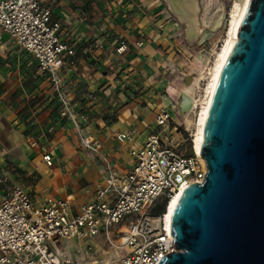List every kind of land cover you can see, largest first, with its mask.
Segmentation results:
<instances>
[{"label":"built area","instance_id":"built-area-1","mask_svg":"<svg viewBox=\"0 0 264 264\" xmlns=\"http://www.w3.org/2000/svg\"><path fill=\"white\" fill-rule=\"evenodd\" d=\"M0 30L49 80L60 115L72 123L81 145L101 160L104 171L92 199L75 206L71 196L37 203L30 190L11 180L14 169L0 167V264H103L87 259L89 246L84 252L76 249L82 258L65 251L73 239L97 238L114 252L117 264H159L176 250L164 221L167 203L182 186L202 184L207 173L200 155L178 153V144L163 135L165 130L176 132L181 125L169 128L175 105L156 111L154 126L140 145L135 144L133 131L115 134L117 142L130 144V166L120 170L117 157L105 154L101 142L83 133L85 119L76 114L63 89L60 72L76 67L79 49L64 38L52 0H0ZM142 43L139 40L136 45ZM128 47L120 40L115 53L122 55ZM27 138L30 147L39 144L37 136ZM41 159L49 168L54 164L50 151H43ZM163 201L164 211L154 213Z\"/></svg>","mask_w":264,"mask_h":264},{"label":"crops","instance_id":"crops-1","mask_svg":"<svg viewBox=\"0 0 264 264\" xmlns=\"http://www.w3.org/2000/svg\"><path fill=\"white\" fill-rule=\"evenodd\" d=\"M52 2L54 15L62 22L64 38L79 49L76 67L60 72L63 89L76 114L85 119L83 133L101 142L104 153L117 157L118 168L127 170L131 163L130 144L117 142L115 134L133 131L135 144L140 145L154 126L158 111L152 108L156 105L154 98L149 100L152 105L148 108L141 106L142 97L129 100L124 96L121 88L136 70L128 65L138 60L141 65L152 63L161 49L158 45L164 48L171 43L170 38H177L181 22L167 18L159 0ZM120 40L129 47L117 55L115 48ZM139 40L143 42L141 46L136 45ZM0 48V150L11 136L12 140L21 136L26 142V146L19 143L20 149L12 147L5 154L21 172L10 173L11 180L30 190L37 203L67 196L73 198L75 206L91 200L96 183L104 176L101 160L81 145L72 123L60 115L61 107L51 83L40 74L30 56L19 49L4 51L5 44ZM113 89L119 98L104 96ZM117 104L122 105L116 120L105 121L97 116L102 115L100 110L104 107ZM48 127H52L51 133L47 132ZM29 135L39 138L36 147H30ZM45 150L54 158L51 168L41 159ZM5 165L0 158V167Z\"/></svg>","mask_w":264,"mask_h":264},{"label":"water","instance_id":"water-1","mask_svg":"<svg viewBox=\"0 0 264 264\" xmlns=\"http://www.w3.org/2000/svg\"><path fill=\"white\" fill-rule=\"evenodd\" d=\"M201 154L204 181L183 191L159 264H264V0L220 72Z\"/></svg>","mask_w":264,"mask_h":264},{"label":"rangeland","instance_id":"rangeland-1","mask_svg":"<svg viewBox=\"0 0 264 264\" xmlns=\"http://www.w3.org/2000/svg\"><path fill=\"white\" fill-rule=\"evenodd\" d=\"M159 1H161L159 6L163 7V14H165L167 18L171 19L173 22L178 20L181 22V28L176 32L177 38H170L171 43H168L164 48H162L164 45H158V47L161 48L158 51L159 54L156 58H153V62L149 65H141L139 60L132 65L129 64L128 66L136 70L131 76V80L123 85L121 91L124 92V96L129 100L136 97L144 98L143 100L140 98L139 101L143 107L151 108L152 102H149L151 98H154L156 103L152 108L159 109L161 107L171 106V104L175 105L173 120H170L169 128L175 124L177 125L180 123L181 125H177L176 132L169 133L170 131L165 130L163 135H167L169 142L172 144H178V153L187 155L193 153L192 139L197 119V110L199 108L198 104L217 52L226 38L229 13L233 0H196L198 8L197 20L201 31L196 39L193 40L188 38L186 24L173 12L167 1ZM168 12L171 15H169ZM174 34L175 33H173V35ZM2 44H5L7 48L4 49V51L11 52L16 49L21 50L15 45L13 39H10L5 32L0 30V45ZM11 45H13L12 48H10ZM0 50L3 51L2 48H0ZM30 59L32 58L30 57ZM16 61L17 60H15V62ZM186 84L189 85L188 88L190 89V94L194 103L190 111L180 114L179 101L181 89L185 88ZM2 85L3 83H0V86ZM4 90L6 91V88H4ZM117 92L118 91L113 89V91H110V93L104 96L119 98L115 96ZM120 98L124 99L122 96ZM4 99L7 100L6 95L3 97V100ZM121 105L117 104L115 106L104 107L103 109L100 108L102 115L97 114V116L105 121H114L116 120V114ZM11 133V135H13L14 130ZM12 139L11 136L10 139L5 142V148H1L0 154L4 157L2 158L1 156L0 158L4 159L6 165L14 169V172L21 173L16 164L10 160L7 155L12 147L19 148L17 146L19 143L26 146V142L21 136H18L14 140ZM6 146L8 149L7 151ZM6 152H8L7 155H5ZM88 246L90 247V256L87 258L88 260L96 259L99 262L102 261L103 264H117L114 252L108 248L101 238L94 240L73 239L70 244L67 245L65 251L73 258H82L81 252L77 253L76 249L81 247V251L84 252Z\"/></svg>","mask_w":264,"mask_h":264},{"label":"bare ground","instance_id":"bare-ground-1","mask_svg":"<svg viewBox=\"0 0 264 264\" xmlns=\"http://www.w3.org/2000/svg\"><path fill=\"white\" fill-rule=\"evenodd\" d=\"M169 7L184 22L187 26V35L193 40L196 39L201 29L197 20V1L196 0H166ZM251 0H233L229 13V23L226 38L217 52L214 64L210 71L207 83L203 89V94L199 101L197 119L195 122V130L192 139V150L194 153L202 157L201 151L204 145V130L208 120L209 111L213 102L216 84L220 72L230 56L236 42L238 40V32L240 24L247 12ZM189 85L181 89L179 109L181 113L190 111L193 106V99L190 94ZM203 158V157H202ZM185 190V185L169 200L166 206L164 221L168 232L171 229V223L174 211L180 200V197Z\"/></svg>","mask_w":264,"mask_h":264},{"label":"trees","instance_id":"trees-1","mask_svg":"<svg viewBox=\"0 0 264 264\" xmlns=\"http://www.w3.org/2000/svg\"><path fill=\"white\" fill-rule=\"evenodd\" d=\"M164 207H165V201H163L162 203H160L155 210L153 211L154 213H160L164 211Z\"/></svg>","mask_w":264,"mask_h":264}]
</instances>
